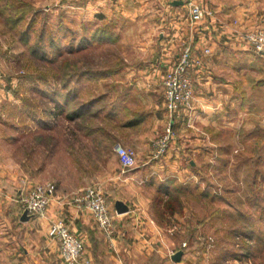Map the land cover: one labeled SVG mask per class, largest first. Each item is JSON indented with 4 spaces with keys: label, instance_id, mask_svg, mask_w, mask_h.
Masks as SVG:
<instances>
[{
    "label": "rangeland",
    "instance_id": "1",
    "mask_svg": "<svg viewBox=\"0 0 264 264\" xmlns=\"http://www.w3.org/2000/svg\"><path fill=\"white\" fill-rule=\"evenodd\" d=\"M80 2L83 0H0V128L7 131L13 126L23 129L17 134L24 145L30 146L18 150L17 155L24 156L29 152L31 167L37 171V181L45 176L56 182L62 178L66 186L84 188L94 183L102 186V180L113 168L114 144L130 147L120 138L134 136L125 135V129L118 127L125 117L119 121L108 120L103 118L105 111L94 116V110L89 111L88 107L82 117L74 120L68 119L66 114L92 95L99 99L95 107L99 109L120 94L129 96L128 110L137 106L145 113L152 106L146 101L147 95L159 99L163 89L160 92L158 85L153 89L142 86L144 78L138 67L146 56L138 51L145 42L141 35L144 31L129 21L118 20V29L113 31L117 41L81 43L83 38L89 40L100 26L106 27L107 21H87L80 17L81 21L75 17L71 7ZM23 6L29 8L27 12L23 10L26 12L24 23L9 27L6 16L20 14ZM2 10L6 11L5 15H1ZM33 13L38 15L30 28L32 35L24 36L22 32ZM61 16L70 20L66 18L67 23H64ZM61 27L69 30L63 33ZM40 33L44 35L42 48L34 52L32 47ZM51 40L53 45H50ZM68 64L86 72L81 75L80 71L77 78L79 86L76 87L81 88V99H64L68 87L63 86L62 79L74 72ZM262 65L264 60L242 56L241 75L236 74L240 79L237 81L236 77L238 87L227 97L220 127L210 125L205 133L201 129L193 130L194 140L201 144V151L191 156L195 169L192 180L199 183L194 190L207 191L210 197L198 198L195 193L192 199L186 200V222L188 228L193 225L194 229L183 234L192 243V249L200 256H207L211 264H263L264 200L256 207L249 201L256 196L264 197ZM57 105L64 111L59 113ZM27 110L33 111L37 118L27 125L31 126L28 130L23 127L27 119L21 114ZM90 125H94V131L96 128L92 134L86 133ZM166 126L167 122L162 133ZM252 130H255L254 135H247ZM181 132L184 135L191 133L185 129V124ZM179 134L177 132V136ZM187 168L189 174L190 167ZM110 199L109 196L107 200ZM170 228L177 229L178 226L174 223ZM234 228L251 230V239L245 241L233 236ZM243 243L249 246L244 248ZM225 251L228 255L220 258Z\"/></svg>",
    "mask_w": 264,
    "mask_h": 264
},
{
    "label": "crops",
    "instance_id": "2",
    "mask_svg": "<svg viewBox=\"0 0 264 264\" xmlns=\"http://www.w3.org/2000/svg\"><path fill=\"white\" fill-rule=\"evenodd\" d=\"M174 1L181 3L175 4ZM202 2L213 11V15L198 22L190 21L184 0H83L72 5L74 7L70 6L74 16L81 21L80 17L87 21H111L115 25L113 31H117L121 18L144 31L141 35L145 42L138 51L146 56L138 67L143 74L144 87L153 89L158 85L162 91L163 74L176 62L184 45L191 46L193 55H201L205 47L209 48V54L203 56L202 66L191 68L192 110L189 114H178L173 118L176 136L162 155L154 154L153 142L168 122L163 93L161 99L147 95L146 101L152 106L145 113L137 106L127 109L129 96H116L122 100L123 109L114 120L125 117L118 127L125 129V135L134 137L121 136L120 140L135 151L136 165L124 170L115 156L112 171L101 182L105 195L111 198V207L119 199L129 208L121 214L112 208L115 212L112 245L103 238L90 211L77 207L73 202L75 192L82 187L66 186L62 178L56 182L45 176L41 180L50 179L56 185L46 216L30 215L27 220H21V194L41 181H37V171L31 167L29 152L25 151L24 156L17 155L18 150L29 149L30 146L24 145L17 134L23 129L13 126L7 131L0 128V264H65L60 259L57 240L48 235L52 219L63 220L85 242L83 259H89V264H211L207 256L198 255L192 246L185 251L181 247L182 242L188 244L189 241L184 234L188 229L191 232L194 229L193 225L188 228L186 222L185 196H182V213H174L171 218L170 224L178 226L172 233V224H159L154 217L152 198L165 179L172 178L180 183L192 180L195 169L191 156L201 151V144L194 140L193 130L201 129L205 133L210 125L220 127L219 123L225 117L223 106L227 97L232 96L235 93L232 91L238 87L240 79L236 74L241 75L242 56L264 60V55L256 54L242 38L246 31L264 27V0ZM63 16L62 21L67 23V16ZM137 83L140 84L139 81ZM134 117L137 121L131 122ZM184 124L190 135L182 134ZM177 132L180 133L178 136ZM187 166L190 167L189 174ZM179 249L183 250V255L180 261L175 262L171 254ZM83 259L77 264H82Z\"/></svg>",
    "mask_w": 264,
    "mask_h": 264
},
{
    "label": "built area",
    "instance_id": "3",
    "mask_svg": "<svg viewBox=\"0 0 264 264\" xmlns=\"http://www.w3.org/2000/svg\"><path fill=\"white\" fill-rule=\"evenodd\" d=\"M189 19L198 22L204 17L212 16L213 11L204 6L202 0H184ZM242 38L251 46L258 55H264V27H258L242 34ZM209 54L205 47L201 55H193L191 46H183L176 62L164 72L162 77L163 100L168 112V122L163 133L155 138L153 145L156 156L164 154L176 132L173 128V118L178 114H189L192 110L193 83L191 68L202 66L203 56ZM0 88V94H1ZM113 151L118 163L124 170L136 165V154L131 147L115 143ZM56 185L53 181L36 183L19 198L21 212L26 210L29 215L46 216L47 209L55 195ZM73 202L79 208L90 211L92 219L103 238L112 245L115 235L113 216L115 212L110 207L109 201L102 190L100 183L88 185L75 192ZM174 228L170 230V233ZM48 235L58 242V253L65 264H77L83 259L85 242L71 231L69 226L61 219H52L48 225ZM186 242L181 247H186ZM173 253V252H172ZM89 259H83L82 264H89Z\"/></svg>",
    "mask_w": 264,
    "mask_h": 264
},
{
    "label": "trees",
    "instance_id": "4",
    "mask_svg": "<svg viewBox=\"0 0 264 264\" xmlns=\"http://www.w3.org/2000/svg\"><path fill=\"white\" fill-rule=\"evenodd\" d=\"M27 6V5H26ZM22 7L20 14H11L6 16V23H9V27H19L20 24H23L25 19V13L29 10V8L27 7ZM26 9V12L23 11ZM23 11V12H22ZM12 12V11H11ZM6 11L2 10L1 11V15H5ZM17 15V16H16ZM38 14L33 13L32 18L29 19V22H26V28L23 30L22 33H24V36H29L32 35V29L31 26L33 25V22L35 21V17ZM106 27L108 25V28L100 26V28H97L96 31L94 33H92V35L90 36L89 40L87 38H83L81 43L87 44L89 43V41L93 42H103V41H108V42H114L117 41V37L113 32V29L115 27V25L111 22V21H107L104 24ZM68 27H61V31H63V33H66V31H68ZM43 37L44 35L42 33H40V35L38 36V40L35 44L33 48L34 52L39 51L42 48L41 42L43 41ZM51 44L53 45V41H50ZM65 65H67V62H64ZM63 63V64H64ZM62 64V63H61ZM68 68L70 70H73L74 72L72 73H68L67 75H65L67 78H61L62 79V83L63 86L68 87L65 91V95H64V99L68 100V99H72L75 100L77 98L80 97L81 95V91L79 89H77L79 86L77 78L78 76H80V74H86V72H81L79 74V70L76 69V65L74 64H68ZM78 71V72H77ZM82 97H80L81 99ZM99 99L96 98L95 96H90L88 97V99L86 101H84L83 103L81 102L76 108H74V110H71L70 112H68L66 114L67 118L70 120H74L76 118L82 117V115H84L85 113L83 112L84 109H86V107L89 108V111H93L94 116H97L100 112L105 111L103 118L105 119H118V112H120L123 108V102L122 100H120L119 98H115L114 100L110 101V102H105L104 104H102L99 109H96V105L99 103ZM56 105V104H55ZM58 108V112H63L64 109H62V107H59V105H57ZM51 113V112H50ZM26 119L27 122L25 121V126L27 129H29L31 126H27L29 123H32L31 120L37 119L36 118V114L33 113V111L31 110H27L21 113ZM49 114V113H48ZM52 114H54V112H52ZM51 115V114H50ZM23 117V118H24ZM136 117V116H135ZM133 118L131 122H136L137 119ZM29 119V121H28ZM31 121V122H30ZM140 121V120H138ZM97 125V124H96ZM92 126V127H91ZM100 126V125H97ZM91 127V128H90ZM94 125H90L89 128H87L88 130H86V133H93L96 131H94ZM25 128V129H26ZM255 130H252L250 132L247 133V135L251 136L254 135ZM172 186V189H171ZM199 187V183L198 182H194V180H188L184 183H180L175 181V179L172 178H168L165 179L161 185L158 186L157 191L155 192V195L152 198V209H153V214L154 217L156 218L157 222L163 225H171V218L173 216L174 213H182L183 210V206H184V199H182V196H185V200L188 199H192L193 196L196 193V196L199 197H203V198H209V193L207 191H198L195 192L194 189ZM255 189V188H253ZM220 199V198H219ZM251 200V201H250ZM264 200V197H260V196H256V198L253 199H249L250 203H253V206L256 207V205H260L261 201ZM111 207V206H110ZM113 207H111L112 209ZM113 210V209H112ZM21 211V209H20ZM252 219V218H251ZM252 231L250 230H244L243 228H237L231 231L232 235L235 237H242L243 239L246 240H250L252 237ZM247 243V242H246ZM188 246H192V243H190L188 241V244L186 247H183L182 249L185 251ZM246 246H249L248 244L243 243L242 247L246 248ZM226 255H228V253L222 252L220 255V258H224L226 257ZM232 255V254H231ZM263 264H264V259H263Z\"/></svg>",
    "mask_w": 264,
    "mask_h": 264
},
{
    "label": "water",
    "instance_id": "5",
    "mask_svg": "<svg viewBox=\"0 0 264 264\" xmlns=\"http://www.w3.org/2000/svg\"><path fill=\"white\" fill-rule=\"evenodd\" d=\"M175 4H180L181 1H174ZM113 207H114V210L117 214H121V213H124V212H127L129 210L128 208V205L123 202L122 200H115L113 202ZM30 217V215L27 213L26 210H23L22 214H21V220L25 221L27 220L28 218ZM183 255V250L182 249H179L177 251H174L172 254H171V259L175 262H178L181 260V257Z\"/></svg>",
    "mask_w": 264,
    "mask_h": 264
}]
</instances>
